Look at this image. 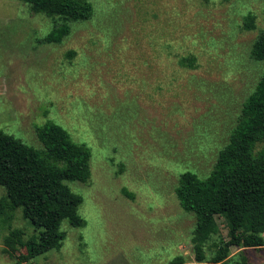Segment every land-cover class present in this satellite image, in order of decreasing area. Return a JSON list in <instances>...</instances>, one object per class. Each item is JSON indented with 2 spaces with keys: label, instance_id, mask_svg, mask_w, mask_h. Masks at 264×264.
Returning a JSON list of instances; mask_svg holds the SVG:
<instances>
[{
  "label": "rangeland",
  "instance_id": "374dc122",
  "mask_svg": "<svg viewBox=\"0 0 264 264\" xmlns=\"http://www.w3.org/2000/svg\"><path fill=\"white\" fill-rule=\"evenodd\" d=\"M84 1L90 16L72 21L0 0V130L42 152L35 128L53 122L90 151L89 180L65 182L82 198L84 226L62 221L61 247L26 264L192 263L195 216L175 188L184 172L208 176L263 74L251 51L264 0ZM60 24L68 35L48 42ZM12 216L25 242L37 235L21 209ZM6 227L0 264H13ZM217 240L205 243L207 260ZM230 255L264 264V248Z\"/></svg>",
  "mask_w": 264,
  "mask_h": 264
},
{
  "label": "trees",
  "instance_id": "16d2710c",
  "mask_svg": "<svg viewBox=\"0 0 264 264\" xmlns=\"http://www.w3.org/2000/svg\"><path fill=\"white\" fill-rule=\"evenodd\" d=\"M35 13L48 17L85 20L91 7L84 0H17ZM251 27L246 20L244 23ZM68 27L57 25L47 36L48 42L59 43L67 36ZM251 56L264 63V35L256 39ZM183 64V61L180 62ZM229 141L218 155L204 180L192 172L178 178L176 198L184 212L195 216L192 235L194 262L175 257L168 264H251L246 257L231 262V248H264V151L254 154L255 146L264 141V71L255 89L241 107L240 117ZM43 151L27 146L0 130V226L7 224L3 238L5 252L17 253L13 264H26L44 253L61 247L62 221L72 227H83L84 219L77 208L82 198L74 194L66 181L86 183L90 178V151L73 143L57 124L47 122L35 128ZM21 209L37 235L25 242L21 229L10 227L12 214ZM217 219L226 228V239L220 235ZM213 253L206 259L204 246L212 237ZM29 246L25 254L19 249Z\"/></svg>",
  "mask_w": 264,
  "mask_h": 264
},
{
  "label": "crops",
  "instance_id": "0c3cea01",
  "mask_svg": "<svg viewBox=\"0 0 264 264\" xmlns=\"http://www.w3.org/2000/svg\"><path fill=\"white\" fill-rule=\"evenodd\" d=\"M253 250V249H252ZM254 250H260V249H254Z\"/></svg>",
  "mask_w": 264,
  "mask_h": 264
}]
</instances>
